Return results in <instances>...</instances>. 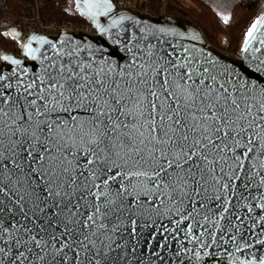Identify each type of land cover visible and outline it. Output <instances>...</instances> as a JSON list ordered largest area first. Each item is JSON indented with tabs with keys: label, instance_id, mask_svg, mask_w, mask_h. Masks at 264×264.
<instances>
[{
	"label": "snow or ice",
	"instance_id": "6c2138e0",
	"mask_svg": "<svg viewBox=\"0 0 264 264\" xmlns=\"http://www.w3.org/2000/svg\"><path fill=\"white\" fill-rule=\"evenodd\" d=\"M128 51L119 71L70 50L31 80L0 74V264H119L145 227L181 248L264 235V77L240 84L188 48Z\"/></svg>",
	"mask_w": 264,
	"mask_h": 264
},
{
	"label": "water",
	"instance_id": "95a60500",
	"mask_svg": "<svg viewBox=\"0 0 264 264\" xmlns=\"http://www.w3.org/2000/svg\"><path fill=\"white\" fill-rule=\"evenodd\" d=\"M73 9L93 28V34L64 26L54 34L39 31L23 32L17 25L3 29L2 33L16 43L18 52L0 48V74L6 79L16 80L17 77H22L25 81L31 80L34 76L42 74L44 66L48 63L46 56L54 57L57 53H66L70 50H74L81 59L93 61L94 66L99 65L119 71L127 66L133 55L128 51V47L152 44L156 48L168 51L173 49L182 51L188 48L202 61H207L221 73H227L240 84L258 83L260 78L264 77V63H261L264 61V45L259 43V39H264V27L257 25L258 31L254 33L256 39L250 40L246 52L243 50L249 27L264 17V10L256 15L242 32L237 42V50L232 53L210 43L198 25L188 17L177 13L160 12L152 15L132 6L120 5L114 0L107 2L106 0H73ZM25 45H30L32 49L38 51L34 55H29ZM53 45L55 48L52 47ZM258 47L261 49L260 52L255 51ZM14 60L20 63L14 64ZM251 222V220L247 221L249 224ZM162 224L170 229L176 227L175 224H169L167 218H162ZM258 230V228L253 229L252 232ZM150 232L154 233L155 239L148 240L147 243L151 247H146L145 238ZM161 233L165 236L169 235L168 232H163V227L155 232L152 227L143 228L139 237L138 251L135 254L126 253L127 264H259L255 258H264V251L261 250L264 249V244L258 242L264 241V235L253 239L245 236L242 241L239 237L244 235L245 229H241L236 241H230L225 235L224 241L217 240L216 245L211 249H199L195 241L188 243L185 240L183 248L199 249V258L193 252H185L177 240L161 241ZM217 235L219 236L220 233ZM178 240H184L183 233H180ZM157 241L171 245L168 248L156 249L159 255L164 257L162 260L151 254ZM118 242L131 247V242L127 238ZM245 242L251 247H245ZM237 245H241L240 251L236 250ZM172 247L180 249V255H175ZM123 251L125 249H117L110 255L118 256ZM125 259L119 264H125Z\"/></svg>",
	"mask_w": 264,
	"mask_h": 264
},
{
	"label": "trees",
	"instance_id": "16d2710c",
	"mask_svg": "<svg viewBox=\"0 0 264 264\" xmlns=\"http://www.w3.org/2000/svg\"><path fill=\"white\" fill-rule=\"evenodd\" d=\"M37 4L38 19L41 21L84 22L73 9V0H37ZM27 10L30 8L26 0H0V48L15 50L16 43L2 30L16 26L22 12ZM139 10L152 15L173 12L188 17L203 30L208 41L220 49L223 48L216 35L225 33L231 43L228 49L223 50L234 53L242 32L264 10V0H166L165 3L149 0Z\"/></svg>",
	"mask_w": 264,
	"mask_h": 264
},
{
	"label": "built area",
	"instance_id": "2783aa9c",
	"mask_svg": "<svg viewBox=\"0 0 264 264\" xmlns=\"http://www.w3.org/2000/svg\"><path fill=\"white\" fill-rule=\"evenodd\" d=\"M123 6H132L139 9L143 4H146L149 0H114ZM166 0H162L165 3ZM27 7L30 10L23 11L19 17L17 26H19L23 32L39 31L47 34L56 33L60 27H70L78 30H82L86 33L93 34L94 30L85 21L84 22H70V21H57V20H46L41 21L38 19V4L37 0H26ZM17 48L12 52H15ZM16 53V52H15Z\"/></svg>",
	"mask_w": 264,
	"mask_h": 264
},
{
	"label": "rangeland",
	"instance_id": "374dc122",
	"mask_svg": "<svg viewBox=\"0 0 264 264\" xmlns=\"http://www.w3.org/2000/svg\"><path fill=\"white\" fill-rule=\"evenodd\" d=\"M217 41L219 42V45L223 49H228L231 43V39L225 34V33H219L216 35ZM237 50V47H236ZM234 51V53L236 52Z\"/></svg>",
	"mask_w": 264,
	"mask_h": 264
}]
</instances>
